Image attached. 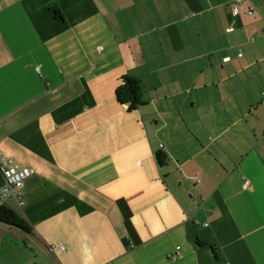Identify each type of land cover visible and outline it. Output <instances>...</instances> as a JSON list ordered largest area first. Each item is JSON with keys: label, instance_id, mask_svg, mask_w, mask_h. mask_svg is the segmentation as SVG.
Returning a JSON list of instances; mask_svg holds the SVG:
<instances>
[{"label": "crops", "instance_id": "0c3cea01", "mask_svg": "<svg viewBox=\"0 0 264 264\" xmlns=\"http://www.w3.org/2000/svg\"><path fill=\"white\" fill-rule=\"evenodd\" d=\"M231 4L0 0V264H264V0Z\"/></svg>", "mask_w": 264, "mask_h": 264}, {"label": "trees", "instance_id": "16d2710c", "mask_svg": "<svg viewBox=\"0 0 264 264\" xmlns=\"http://www.w3.org/2000/svg\"><path fill=\"white\" fill-rule=\"evenodd\" d=\"M118 102L128 104L130 110L142 104V89L140 82L129 75H124L115 89ZM156 160L159 165L165 164L167 156L163 151L156 153ZM0 222L14 226L24 231H30L26 222L15 211L0 203Z\"/></svg>", "mask_w": 264, "mask_h": 264}, {"label": "built area", "instance_id": "2783aa9c", "mask_svg": "<svg viewBox=\"0 0 264 264\" xmlns=\"http://www.w3.org/2000/svg\"><path fill=\"white\" fill-rule=\"evenodd\" d=\"M246 0H232L231 11L234 15L238 14L239 8ZM247 14H253V9L249 8ZM241 52L238 56H241ZM264 100V94H263ZM0 171L4 179V186L0 188V203H4L6 199L13 198L19 206H22V190L26 180L33 173L28 167H20L11 159L0 155Z\"/></svg>", "mask_w": 264, "mask_h": 264}]
</instances>
